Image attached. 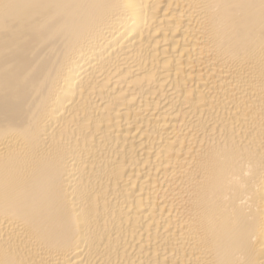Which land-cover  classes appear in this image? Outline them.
I'll list each match as a JSON object with an SVG mask.
<instances>
[{
  "label": "bare ground",
  "instance_id": "bare-ground-1",
  "mask_svg": "<svg viewBox=\"0 0 264 264\" xmlns=\"http://www.w3.org/2000/svg\"><path fill=\"white\" fill-rule=\"evenodd\" d=\"M0 264H264V0H0Z\"/></svg>",
  "mask_w": 264,
  "mask_h": 264
}]
</instances>
